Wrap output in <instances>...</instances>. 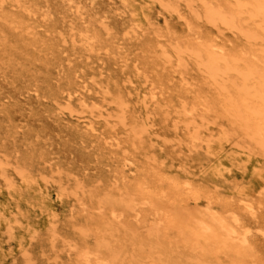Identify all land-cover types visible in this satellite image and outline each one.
I'll use <instances>...</instances> for the list:
<instances>
[{"label": "rangeland", "instance_id": "rangeland-1", "mask_svg": "<svg viewBox=\"0 0 264 264\" xmlns=\"http://www.w3.org/2000/svg\"><path fill=\"white\" fill-rule=\"evenodd\" d=\"M164 1L181 2L195 31L181 24L177 14L166 11L159 0H0V156L9 164V178L23 173L16 175L18 188L30 196L42 193L35 184L25 183L28 174L46 177L48 183L37 181L47 188L46 197L53 198L48 217L69 218L70 224L78 226L79 209L72 211L69 198L56 197L60 182L73 185L80 180L91 190L109 183L135 188L142 181L176 186L187 182L196 195L209 190L207 182L201 181L202 172L214 164H208L207 150L228 122L225 106L241 99V79L230 73L215 82L208 74L205 64L210 58V37L218 30L204 17L199 20L188 4L201 11L207 3L232 10L237 2ZM161 10L171 19L169 26ZM103 22L110 28L108 33ZM241 22L242 32L240 28L224 32L231 40L226 46L228 56L245 68L264 61V32L250 37L261 32L260 20L250 14ZM120 24L137 33L123 37ZM83 35L91 36L94 50L83 44ZM159 41L177 51L172 54L174 61L180 53L185 56L188 65L178 69L191 85H185L178 69L175 72L177 67L166 62ZM136 67L147 76L136 78ZM123 75L133 76L135 83L129 88L124 85L121 91L112 85L108 89L111 78ZM224 83L228 89H222ZM70 84L80 87L79 91L70 101L57 102L56 91ZM85 84L89 90L81 88ZM145 89L148 97L151 90L159 93V101L149 108L142 103ZM120 96L127 101L124 108L118 103ZM185 105L196 109L194 116L183 114ZM143 117H149L152 129L136 137L134 124ZM203 117L208 124L200 128L205 140L195 144L193 133L204 123ZM85 121L96 125L98 131H91ZM249 182L236 171L230 175L232 188ZM219 194L231 207L225 215L237 218L249 244L264 248V201H254L257 210L251 216L239 196L231 191ZM26 226L18 228L16 236L23 233L22 228L26 234L34 232ZM61 249L57 243L50 256ZM52 262L39 257L37 264Z\"/></svg>", "mask_w": 264, "mask_h": 264}, {"label": "bare ground", "instance_id": "bare-ground-1", "mask_svg": "<svg viewBox=\"0 0 264 264\" xmlns=\"http://www.w3.org/2000/svg\"><path fill=\"white\" fill-rule=\"evenodd\" d=\"M66 1L71 3L73 0ZM233 1L237 3L232 10L207 3L201 11L200 7L188 4L199 20L204 17L218 30L215 36L210 37V58L205 64L208 74L215 82L225 80L230 73L241 79V99L231 100L225 106L228 122L221 126L216 140L211 141H214L213 146L209 145L207 150L208 164H214L202 172L201 181L207 182L209 190L196 195L186 186L187 182L176 186L142 181L135 188L109 183L95 190L88 189L80 180L73 185L60 182L57 199L69 198L73 202L72 211L79 209L76 213L80 219L75 227L69 218L62 221L48 217V207L53 198L46 197L47 188L39 186L37 181L41 179L48 183L46 177L28 174L25 183L28 186L35 184L43 194L35 192L36 196H30L18 188L16 175L22 176L23 173H14L9 178V164L0 156V264H37L39 257L43 262L53 260L52 264H264V248L249 244L247 232L236 224L237 218L225 215L231 207L223 203L219 194V191H231L239 196L251 216L257 210L254 201H264V61L242 68L237 60L228 56L226 46L231 40L224 32L239 28L242 32L238 23L247 14L261 22V32L250 37L264 32V0ZM159 2L166 11L175 12L181 24L195 31L190 13L182 12L181 2ZM160 12L165 16L166 26H169L171 19L164 10ZM103 24L108 33L109 26L106 22ZM129 28L127 24H120L123 37H133L137 33L136 29L130 31ZM81 41L89 46V50H94L91 36L83 35ZM158 43L161 51L167 54L166 62L177 67L175 72L178 67L188 65L184 55L180 53L174 61L172 54L177 51L167 49L162 41ZM198 56L202 58L200 54ZM135 71L138 74L136 78L147 76L138 67ZM178 71L183 76L182 82L191 85L184 71ZM110 81L107 87L118 86L120 91L124 85L128 84L126 88H129L135 83L131 75L111 78ZM72 84L56 91L57 102L63 99L70 101L79 91L80 87L77 89ZM81 88L89 90L87 84ZM222 89H228L225 83ZM97 92L104 98L100 91ZM144 93L142 103L145 108L159 101L157 91L151 90L150 97L146 89ZM127 94H131L130 91ZM118 103L124 108L127 101L120 96ZM195 111V108L185 105L183 114L194 116ZM122 122L126 124L125 117ZM87 124L91 131H98L96 125ZM203 125H208L207 118L194 130L192 141L195 144L205 140L200 131ZM152 126L149 117L137 120L134 135L140 137L150 132ZM187 129L192 128L188 126ZM164 141L168 142L169 138H164ZM235 171L249 180L250 185L232 188L230 175ZM26 225L34 228V232L26 234ZM20 227H25L22 228L23 233L16 236ZM57 243H60L62 253L56 251L50 256Z\"/></svg>", "mask_w": 264, "mask_h": 264}]
</instances>
